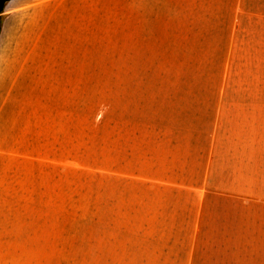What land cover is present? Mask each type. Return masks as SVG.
Wrapping results in <instances>:
<instances>
[{
    "label": "rangeland",
    "instance_id": "1",
    "mask_svg": "<svg viewBox=\"0 0 264 264\" xmlns=\"http://www.w3.org/2000/svg\"><path fill=\"white\" fill-rule=\"evenodd\" d=\"M248 1L234 28L184 27L183 0L88 13L118 28L86 30L0 149V264H264V0Z\"/></svg>",
    "mask_w": 264,
    "mask_h": 264
},
{
    "label": "crops",
    "instance_id": "2",
    "mask_svg": "<svg viewBox=\"0 0 264 264\" xmlns=\"http://www.w3.org/2000/svg\"><path fill=\"white\" fill-rule=\"evenodd\" d=\"M119 3L120 0H10L6 3L1 14L0 89L7 78L9 88L0 101V149H6L13 135L16 138L22 131L26 121L23 117L33 116L31 106L43 103L48 99L47 93L52 94L48 89H53L54 72L72 70L75 52L71 48L87 43L86 30L118 28V21L104 24L105 21L93 16L88 19V13L118 14ZM183 4L190 7L192 23L199 15V25L185 24L189 29L234 28L236 24L231 23L238 21L237 14L248 11L245 7L250 3L248 0H183ZM20 82V92L12 97ZM10 104L19 115L18 119L14 118L15 132L1 128L3 113ZM204 155L205 152L201 157Z\"/></svg>",
    "mask_w": 264,
    "mask_h": 264
},
{
    "label": "trees",
    "instance_id": "3",
    "mask_svg": "<svg viewBox=\"0 0 264 264\" xmlns=\"http://www.w3.org/2000/svg\"><path fill=\"white\" fill-rule=\"evenodd\" d=\"M10 0H0V31H1V27H2V22L3 19L1 17V14L4 12L6 3L9 2Z\"/></svg>",
    "mask_w": 264,
    "mask_h": 264
}]
</instances>
